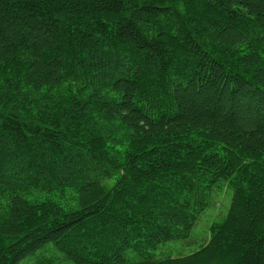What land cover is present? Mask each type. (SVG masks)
<instances>
[{
  "label": "trees",
  "instance_id": "16d2710c",
  "mask_svg": "<svg viewBox=\"0 0 264 264\" xmlns=\"http://www.w3.org/2000/svg\"><path fill=\"white\" fill-rule=\"evenodd\" d=\"M223 180L208 242L155 257ZM49 242L264 264V0H0V264Z\"/></svg>",
  "mask_w": 264,
  "mask_h": 264
},
{
  "label": "rangeland",
  "instance_id": "374dc122",
  "mask_svg": "<svg viewBox=\"0 0 264 264\" xmlns=\"http://www.w3.org/2000/svg\"><path fill=\"white\" fill-rule=\"evenodd\" d=\"M233 189L227 181H221L212 193L211 204L198 217L195 226L186 239L170 240L160 244L154 251L155 257H176L191 254L199 250L210 238L211 226L222 220L231 206ZM126 261L134 263L141 260V257L134 249L127 250ZM47 259H54L63 264H69L70 260L66 253L57 248L54 243L49 242L45 247L40 248L27 255L19 264H45Z\"/></svg>",
  "mask_w": 264,
  "mask_h": 264
}]
</instances>
